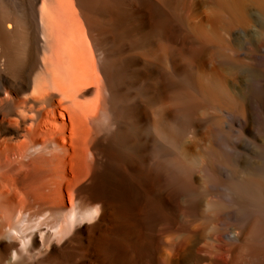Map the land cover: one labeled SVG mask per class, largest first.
I'll return each instance as SVG.
<instances>
[{"label":"bare ground","instance_id":"bare-ground-1","mask_svg":"<svg viewBox=\"0 0 264 264\" xmlns=\"http://www.w3.org/2000/svg\"><path fill=\"white\" fill-rule=\"evenodd\" d=\"M189 8L0 0V264H264V27Z\"/></svg>","mask_w":264,"mask_h":264},{"label":"rangeland","instance_id":"rangeland-1","mask_svg":"<svg viewBox=\"0 0 264 264\" xmlns=\"http://www.w3.org/2000/svg\"><path fill=\"white\" fill-rule=\"evenodd\" d=\"M219 1L220 0H187L188 8L190 7L191 9L190 8L188 9V14L190 16H188V19H187V22H186V27L188 28V30H192L190 32H192L193 36L196 35L195 37H197L199 35L197 37V38H199L200 35H201L200 32H205L206 34H208V33L211 34L212 33L211 35H215V33H217L219 35L220 33H222L220 35H224L223 32L225 30L227 31V27H229V26L230 27L228 29H231L233 27L234 28L240 27L241 29L244 28L243 30H245L250 36L254 35L255 32L258 29L259 30L261 28L263 29V27H264V18H263L264 14H263L262 6L264 5V0H262V1L261 0H239L240 2H238V0H232V1L231 0H224V1L222 0V2L221 1L219 2ZM235 1H237V3H235ZM256 1H257V3H256ZM232 2H233L234 5L232 4ZM254 2L257 5H255ZM222 3H224V4H222ZM241 3H243L244 5L243 4L239 5ZM249 3H251V4H249ZM234 6L236 8H237V6H239L238 7L239 9L237 8V10H236V8ZM242 7H244V8H242ZM240 10H242V12ZM245 10L246 11L249 10L248 11L249 13L248 12L246 13ZM234 11H235V13H234ZM238 12H240V13L238 14ZM251 12H252V14H251ZM260 12H261V14H260ZM242 13L244 15L245 14L246 15L243 16ZM234 14H235V16H234ZM262 14H263V16H262ZM241 17H243V19ZM246 17L249 19V22H247L248 19L247 20L244 19ZM251 17L253 18V20H252ZM238 18H240V19H238ZM241 19L243 21H241ZM228 20H230V22ZM237 20H238V22L239 21L240 22L238 23ZM241 23H242V25H241ZM260 23H262L263 25L260 24ZM216 24H218V25H216ZM221 27L223 29H221ZM196 28H197V30H196ZM220 29H221V32H220ZM195 30H196V33H195ZM218 31H219V33H218ZM197 38H195V39H197ZM195 39H194V41H195ZM252 39H253L254 42H256L258 40L256 38H254L253 36H252ZM167 206H168V208H170L173 205L170 204V205H167ZM110 215H111V213H110ZM91 225L89 224V226H91ZM110 237H112V236L109 235V237H108V242L109 243L108 244H110L111 241H112V243H113V241L115 242L116 239H117V237L115 235L112 238H110ZM113 238H114V240H113ZM109 248H111V247H109ZM117 253H119L118 250H117ZM120 257L121 256L119 254L115 255V254H110L108 252L104 256V262L102 264H116V263L117 264H121V263L118 262L119 260H121ZM113 261H114V263H113ZM186 261L187 262L185 263V258H184L183 260H180L179 262H180V264H184V263L185 264H193L194 263V260L192 258H188V259H186ZM192 261H193V263H192Z\"/></svg>","mask_w":264,"mask_h":264}]
</instances>
